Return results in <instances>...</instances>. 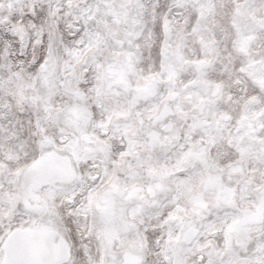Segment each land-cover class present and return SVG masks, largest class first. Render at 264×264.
<instances>
[{"label":"snow or ice","instance_id":"obj_1","mask_svg":"<svg viewBox=\"0 0 264 264\" xmlns=\"http://www.w3.org/2000/svg\"><path fill=\"white\" fill-rule=\"evenodd\" d=\"M0 264H264V0H0Z\"/></svg>","mask_w":264,"mask_h":264}]
</instances>
